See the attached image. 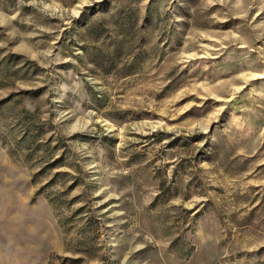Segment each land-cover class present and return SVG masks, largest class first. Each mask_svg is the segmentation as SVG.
Returning <instances> with one entry per match:
<instances>
[{"label":"rangeland","instance_id":"obj_1","mask_svg":"<svg viewBox=\"0 0 264 264\" xmlns=\"http://www.w3.org/2000/svg\"><path fill=\"white\" fill-rule=\"evenodd\" d=\"M0 264H264V0H0Z\"/></svg>","mask_w":264,"mask_h":264}]
</instances>
